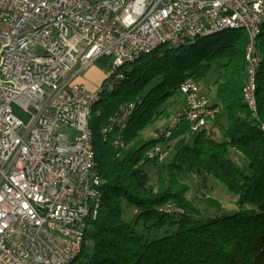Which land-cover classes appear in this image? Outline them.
<instances>
[{
    "label": "built area",
    "instance_id": "obj_1",
    "mask_svg": "<svg viewBox=\"0 0 264 264\" xmlns=\"http://www.w3.org/2000/svg\"><path fill=\"white\" fill-rule=\"evenodd\" d=\"M263 12L264 0H0V264H64L76 252L89 220L83 195L99 188L87 162V105L102 91L80 82L83 72L109 57L107 78L157 39L192 40L223 21L253 31ZM181 94L184 107L154 137L168 140L183 120H215L201 80ZM62 125L80 135L72 140ZM167 154L161 145L147 158Z\"/></svg>",
    "mask_w": 264,
    "mask_h": 264
},
{
    "label": "trees",
    "instance_id": "obj_2",
    "mask_svg": "<svg viewBox=\"0 0 264 264\" xmlns=\"http://www.w3.org/2000/svg\"><path fill=\"white\" fill-rule=\"evenodd\" d=\"M223 32L211 43L201 44L204 36L179 47L161 45L105 78L90 119L102 197L74 264H264V47L257 119L243 96L248 35ZM97 62L109 67L111 60ZM190 76L215 91L213 123L224 138L218 140L213 128L195 131L194 143L184 144L163 170V161L146 157L158 140L143 131L170 116L171 98L181 95ZM127 104L135 107L126 127L104 137L102 126ZM117 134L123 146L114 143ZM148 161L159 166L155 184L144 168ZM185 174L196 176L202 189L211 178L222 183L237 197V208L220 214L222 208L199 207L187 197ZM168 203L182 210L167 211ZM125 205L137 209L135 220L125 218Z\"/></svg>",
    "mask_w": 264,
    "mask_h": 264
},
{
    "label": "bare ground",
    "instance_id": "obj_3",
    "mask_svg": "<svg viewBox=\"0 0 264 264\" xmlns=\"http://www.w3.org/2000/svg\"><path fill=\"white\" fill-rule=\"evenodd\" d=\"M264 26V12L262 13V17L256 18L255 27L252 31L250 29V23L243 22V21H223V23H220L219 28L210 29L207 32H200L199 35H197L196 38L209 36L212 34L220 33L226 30H237L242 29L244 30L248 35V43L246 48V81L243 86V96L244 100L246 101L252 115L259 119V105L257 100V89H258V69L263 61V47H264V36L262 35V30ZM196 38H183V40L175 41L174 43H170V39H157L156 42H154V46H151L148 48V50H144V52L137 53V56L132 57H123V59H120V61L116 62V64H113V72H107V78L110 77L114 73V69L118 66H121L124 63L127 62H133L137 59H139L140 56L150 53L157 49L161 45H170L172 47L174 46H182L185 44H189L195 41ZM253 52V54H252ZM253 55H254V61L253 64ZM252 66V67H251ZM196 78L190 76L187 77L180 86L181 89L184 88V85H186L187 82H194ZM250 80V84H249ZM103 90V84H99L97 86V91ZM100 95L93 96L90 98V103L87 105V120H88V127H87V135H88V147L89 152H87V162H88V168H92L94 173V181L98 184L99 188H93L88 189L86 191V194L83 195V202L84 204V211H82V219H90L92 217H96L99 211L100 203H101V197H102V180L97 172L96 169V152L94 147V139H93V131L90 126V119L93 115L94 111V105L99 100ZM184 102H185V96H184ZM185 105V103H184ZM134 104H127V110L123 115H118V111L113 114L109 121L102 126L101 131L104 137H109V134L115 130H118L119 132L122 131L127 125V121L134 109ZM184 107V106H183ZM210 109H215V112H219L218 107H214L212 103L210 102ZM171 115V117H173ZM217 116V114H216ZM214 120H206L202 122H196V124L193 126V131H197L203 127L209 126L211 123H213ZM262 128L264 129V124H262ZM162 131V130H161ZM161 131L156 134H161ZM120 134V133H119ZM117 134V139L114 138V143L116 145L123 146L124 140L121 137V135ZM158 140V142L150 147L146 152V157L151 155V151H156L157 148H161V141H164V137H153ZM151 160H156L159 162V157H150ZM95 195H97V201H95V208L93 204V198H95ZM170 212H177L178 211H172V209H166ZM88 220H82V227L81 228V234L79 236V243L76 244V252L71 255V257L68 259V262H64V264H74L77 256L82 251L84 241H85V233H86V227H87Z\"/></svg>",
    "mask_w": 264,
    "mask_h": 264
},
{
    "label": "rangeland",
    "instance_id": "obj_4",
    "mask_svg": "<svg viewBox=\"0 0 264 264\" xmlns=\"http://www.w3.org/2000/svg\"><path fill=\"white\" fill-rule=\"evenodd\" d=\"M228 32H232L233 30H227ZM224 32H220L218 34L208 36L205 39L201 40V44L211 43L213 40L222 38ZM197 39V38H196ZM195 39V40H196ZM170 46V45H168ZM111 64V63H110ZM110 67V65H109ZM109 67H102L100 63L96 62L91 68L87 69L80 76V82L86 84L89 88L96 86L97 84H102L106 78V71ZM103 79V82H102ZM208 79L213 80V73L208 74ZM101 80V81H100ZM102 82V83H100ZM97 85V86H98ZM96 86V87H97ZM95 87V88H96ZM92 88V89H95ZM210 98L212 100H216L215 91L209 92ZM172 104L169 106L170 116L168 118L158 119L153 124L149 125L144 131L143 135L145 138H153L156 133H159L161 130H165L170 122L171 115L175 113H179L184 106V96L176 95L171 98ZM16 114L23 119L24 121H28L30 118V114L24 110L19 108H15ZM193 123L189 120H183L173 131L172 135L168 140L161 141V144L164 148H168V154L162 162V169L165 170L167 164L173 159L176 152L186 143L193 144L197 132L193 131ZM208 131L213 128L215 132V136L218 140H223V134L217 127H214V123H211L207 126ZM61 130L65 133H68L71 139H75V137L80 135V131L72 128L68 125H62ZM145 170L148 172L150 176V182L155 184L158 177L159 166L154 165L153 161H148L145 166ZM185 180L191 184V191L187 194V197L196 205L202 208H207L209 211L219 210L220 214H230L233 213L237 208L236 199L228 189L220 182L215 179H209L207 183V188L202 189L200 183L196 176L194 175H184ZM125 218L128 221H133L136 219L138 212L136 208H130L125 205Z\"/></svg>",
    "mask_w": 264,
    "mask_h": 264
},
{
    "label": "crops",
    "instance_id": "obj_5",
    "mask_svg": "<svg viewBox=\"0 0 264 264\" xmlns=\"http://www.w3.org/2000/svg\"><path fill=\"white\" fill-rule=\"evenodd\" d=\"M79 81H80V78H79ZM101 81V80H100ZM102 82H103V79H102ZM102 82H100V83H102ZM83 83V82H82ZM86 85V84H85ZM98 85V84H97ZM96 85V86H97ZM87 86V85H86ZM96 86H93L92 88H95ZM88 87V86H87ZM89 88V87H88ZM92 88H89V89H92Z\"/></svg>",
    "mask_w": 264,
    "mask_h": 264
}]
</instances>
